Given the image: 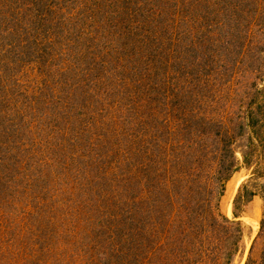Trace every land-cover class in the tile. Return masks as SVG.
<instances>
[{
    "label": "trees",
    "instance_id": "16d2710c",
    "mask_svg": "<svg viewBox=\"0 0 264 264\" xmlns=\"http://www.w3.org/2000/svg\"><path fill=\"white\" fill-rule=\"evenodd\" d=\"M263 156L264 0H0V264H236L257 195L264 264Z\"/></svg>",
    "mask_w": 264,
    "mask_h": 264
},
{
    "label": "rangeland",
    "instance_id": "374dc122",
    "mask_svg": "<svg viewBox=\"0 0 264 264\" xmlns=\"http://www.w3.org/2000/svg\"><path fill=\"white\" fill-rule=\"evenodd\" d=\"M262 165H263V171H264V156L262 158ZM252 171H253V167L243 166L239 171H237L236 173H234L233 176L231 177V179L229 180V181H231V187H233L235 185V182L237 180H240V181H239V183H238V185H237V187L235 189V192H234V194H233L232 197H230V194L229 193H227V194L225 193V195L223 197L221 206H222V209H223V211L225 213H227L228 203H229V201H231V215H232V199H233L235 193L237 192V189H238L239 185L244 180H246L249 176H251ZM261 212H262V199L260 198V196L257 195L250 202V204L248 205L247 212L243 216V220L250 227V234L246 235V237H245L246 251H245L243 257L242 258H239L237 260L236 264H241V263L243 264L244 263L245 257L247 255L248 248H249V246H250V244L252 242V239L256 235L257 230L259 228V225L256 226L255 221H258L259 222L260 217H261ZM253 226H255V227H253Z\"/></svg>",
    "mask_w": 264,
    "mask_h": 264
},
{
    "label": "bare ground",
    "instance_id": "6f19581e",
    "mask_svg": "<svg viewBox=\"0 0 264 264\" xmlns=\"http://www.w3.org/2000/svg\"><path fill=\"white\" fill-rule=\"evenodd\" d=\"M239 181H240V180H237V181L235 182V185H234L233 187H231V181H229V182L227 183L226 194L229 193V194H230V197H232L233 194H234V192H235V189H236V187H237V185H238V183H239ZM227 215L231 216V201H229V203H228V207H227ZM245 218H246V217H245ZM253 223H254V222H253ZM255 223H256V226L259 225V222H258V221H255ZM253 227H255V226H253ZM241 264H242V263H241Z\"/></svg>",
    "mask_w": 264,
    "mask_h": 264
}]
</instances>
